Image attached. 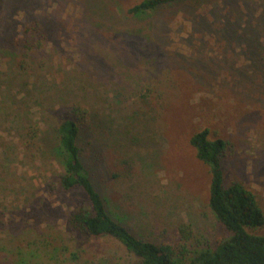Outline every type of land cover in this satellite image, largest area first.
I'll use <instances>...</instances> for the list:
<instances>
[{"label": "rangeland", "instance_id": "1", "mask_svg": "<svg viewBox=\"0 0 264 264\" xmlns=\"http://www.w3.org/2000/svg\"><path fill=\"white\" fill-rule=\"evenodd\" d=\"M142 1L0 0V264H141L70 224L89 204L61 184L57 130L81 121L76 107L83 161L137 237L183 241L187 259L231 238L191 144L203 130L229 144L226 184L254 191L264 210V0L130 15Z\"/></svg>", "mask_w": 264, "mask_h": 264}, {"label": "trees", "instance_id": "2", "mask_svg": "<svg viewBox=\"0 0 264 264\" xmlns=\"http://www.w3.org/2000/svg\"><path fill=\"white\" fill-rule=\"evenodd\" d=\"M176 1L144 0L130 8L128 13L135 16L146 14ZM75 112L81 121L67 120L57 130L65 168L61 184L66 191L82 190L89 201L71 215L70 224L73 227L92 237L118 240L140 258L141 264H264V236L251 232L264 227V210L254 191L239 182L226 184L222 161L228 151V142L211 139L208 130L198 132L191 139L198 159L210 168L209 206L232 236L219 242L215 248L196 252L187 259L188 252L183 241L176 247L172 244L157 245L137 237L128 226L111 215L105 198L97 190L83 161L81 136L82 123L87 119L86 111L76 107Z\"/></svg>", "mask_w": 264, "mask_h": 264}]
</instances>
